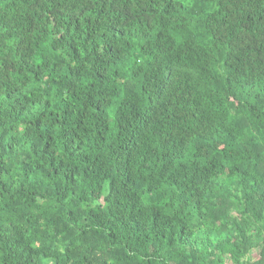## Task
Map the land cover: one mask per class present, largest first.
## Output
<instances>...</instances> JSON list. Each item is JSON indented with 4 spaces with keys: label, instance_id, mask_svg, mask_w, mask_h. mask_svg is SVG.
Here are the masks:
<instances>
[{
    "label": "trees",
    "instance_id": "16d2710c",
    "mask_svg": "<svg viewBox=\"0 0 264 264\" xmlns=\"http://www.w3.org/2000/svg\"><path fill=\"white\" fill-rule=\"evenodd\" d=\"M0 264H264V0H0Z\"/></svg>",
    "mask_w": 264,
    "mask_h": 264
}]
</instances>
